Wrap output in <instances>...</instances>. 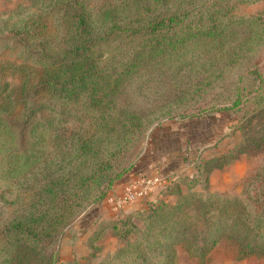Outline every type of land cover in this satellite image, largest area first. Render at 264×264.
<instances>
[{"label":"trees","instance_id":"obj_1","mask_svg":"<svg viewBox=\"0 0 264 264\" xmlns=\"http://www.w3.org/2000/svg\"><path fill=\"white\" fill-rule=\"evenodd\" d=\"M255 1L31 0L25 15L2 23L22 60L0 62V70L17 73L16 81L0 82V202L9 207L0 220V264H57L62 229L130 171L150 126L211 84L206 75L192 79L208 58L210 74L219 76L263 46L264 12L234 10ZM240 21L260 24L255 39L248 29L242 41L255 46L233 41ZM250 72L228 103L207 108L233 109L235 128L247 135L162 174L144 207L98 218L87 252L64 264H209L217 249L227 259H264V157L239 194L208 188L212 168L264 150V75ZM166 76L169 96L145 94ZM105 228L117 242L102 252L96 241Z\"/></svg>","mask_w":264,"mask_h":264},{"label":"rangeland","instance_id":"obj_2","mask_svg":"<svg viewBox=\"0 0 264 264\" xmlns=\"http://www.w3.org/2000/svg\"><path fill=\"white\" fill-rule=\"evenodd\" d=\"M31 0H0V28H5L2 23L15 21L20 16L25 15L31 8L26 7ZM21 12L16 15L11 13L8 17L9 11L19 10V6H23ZM264 1L259 0L247 3H235L234 10L239 15L255 16L258 13L264 12ZM260 15V14H259ZM237 36L234 42H242L249 33L253 34V39L260 33V24L251 23L247 21H240L236 26ZM5 31H0V62L7 61L15 63L21 61L20 47L14 39L7 37ZM262 36V35H261ZM258 44V43H257ZM242 47L246 45L255 46V41L241 43ZM263 46L257 47V50L244 54V60L236 62L231 66H226L219 76L210 74L211 67H207L210 59L206 62V68H200L198 73L192 75V79H199L202 75H206L210 85H205L200 93L188 95L189 98L185 99L182 103L172 111L174 116H164L158 122H154L145 133L142 141L136 146L133 155L134 164H136L143 155H147L146 151L148 146L152 145L150 149L151 157L159 155L166 157V167L169 170L188 169L190 164L188 160L193 158L199 160L207 159L213 155H218L222 152L232 148L236 143L243 139L245 130L235 128V114L233 109H220L214 110L207 109L213 105H221L228 103L229 96L234 89L235 83L239 86L246 85L252 73H244L246 69H259L264 75V43ZM248 72V71H247ZM214 73V72H213ZM210 74V75H209ZM238 78V80H237ZM16 81L17 73L10 69L0 70V82L3 80ZM173 83L170 78L166 76L157 86V91L145 93L149 97H164L169 96L166 93V88ZM151 87V84H150ZM152 89V88H151ZM140 98V97H139ZM138 97H135L139 103H142ZM16 109V108H15ZM190 113L191 115L180 117L178 113ZM247 135V133H246ZM16 144V143H15ZM238 146V145H237ZM1 153V152H0ZM264 157V150H246L240 153V156L225 165L223 168L217 169V173L212 178L214 190L210 188L208 178V188L214 192H228L231 194H239L242 190L243 179L253 173L256 167ZM199 159V160H198ZM4 162L0 163L3 164ZM1 169V165H0ZM211 169V170H212ZM210 170V171H211ZM209 171V173H210ZM209 177V174H208ZM3 178L0 177V189L2 187ZM159 187V185H158ZM110 191V190H109ZM7 196L12 193H7ZM104 197L102 200L106 202ZM102 201V202H103ZM101 201L90 203L83 213L78 214L72 221L67 224L61 231L56 240V249L58 251L57 264H64L74 257L81 256L87 252L86 238L91 233L93 228H98V218H104L99 214V208L102 205ZM108 205V202H106ZM105 205V204H104ZM8 206L0 202V220L8 214ZM124 213V212H123ZM122 216V212L110 217L111 219ZM105 217L104 219H110ZM104 224L107 225L106 222ZM116 238L111 234L108 228H105L100 237L96 241L101 247L102 252L113 250L116 245ZM227 258L221 250H216L212 254L211 263H222ZM230 260V259H227ZM234 260V259H231ZM181 264H194L192 260L182 259ZM236 264H264L263 258L247 257L240 259Z\"/></svg>","mask_w":264,"mask_h":264},{"label":"crops","instance_id":"obj_3","mask_svg":"<svg viewBox=\"0 0 264 264\" xmlns=\"http://www.w3.org/2000/svg\"><path fill=\"white\" fill-rule=\"evenodd\" d=\"M153 148L152 145L148 146L146 154L143 155L140 160L133 165V167L130 169L128 173H126L122 178L116 180L109 191V194L107 197H111L113 199V203L108 202V205L105 201L102 202V205L100 206L99 214L102 215V217H112L116 214H119L120 212H126L133 208H141L144 207L145 204V197L147 195L154 194L158 188L159 183L153 184L151 187L148 188L147 195L144 197H137L132 201H123V191L124 186L127 183H134L135 188L138 187V181L143 176H158L161 178L162 174L170 171L166 167V157H160L159 155H155L151 157V151L150 149ZM238 161V160H236ZM217 169H212L209 173V184L210 188H214L212 184V178L217 173ZM211 188V189H212ZM214 190H220L218 188H214ZM106 197V198H107ZM105 204V205H104ZM239 260H224L222 263H211V264H236Z\"/></svg>","mask_w":264,"mask_h":264},{"label":"built area","instance_id":"obj_4","mask_svg":"<svg viewBox=\"0 0 264 264\" xmlns=\"http://www.w3.org/2000/svg\"><path fill=\"white\" fill-rule=\"evenodd\" d=\"M161 178L158 176H143L138 181V187L135 188L134 183H127L124 186L123 201H132L137 197H144L147 195L148 188L155 183H160ZM108 202L113 203L111 197L106 198Z\"/></svg>","mask_w":264,"mask_h":264}]
</instances>
